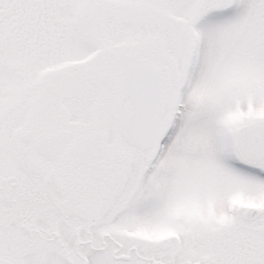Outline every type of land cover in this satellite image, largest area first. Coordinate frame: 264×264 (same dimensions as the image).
Returning a JSON list of instances; mask_svg holds the SVG:
<instances>
[{
  "label": "snow or ice",
  "instance_id": "obj_1",
  "mask_svg": "<svg viewBox=\"0 0 264 264\" xmlns=\"http://www.w3.org/2000/svg\"><path fill=\"white\" fill-rule=\"evenodd\" d=\"M0 264H264V0H0Z\"/></svg>",
  "mask_w": 264,
  "mask_h": 264
}]
</instances>
